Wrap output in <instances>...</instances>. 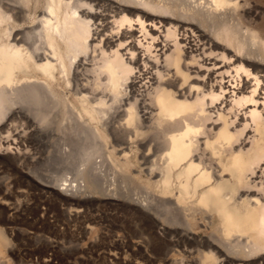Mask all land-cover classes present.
I'll use <instances>...</instances> for the list:
<instances>
[{
  "label": "bare ground",
  "instance_id": "obj_1",
  "mask_svg": "<svg viewBox=\"0 0 264 264\" xmlns=\"http://www.w3.org/2000/svg\"><path fill=\"white\" fill-rule=\"evenodd\" d=\"M261 90L264 0H0V264L29 230L4 169L49 161L64 217L143 211L148 258L264 264Z\"/></svg>",
  "mask_w": 264,
  "mask_h": 264
},
{
  "label": "rangeland",
  "instance_id": "obj_2",
  "mask_svg": "<svg viewBox=\"0 0 264 264\" xmlns=\"http://www.w3.org/2000/svg\"><path fill=\"white\" fill-rule=\"evenodd\" d=\"M138 35H140V33ZM143 77L144 76L142 75L141 78ZM226 80H228V78H226ZM227 84L231 83L228 82ZM257 97L260 98V104H263L264 90H261V93L259 91L257 93ZM51 162V165L49 161L44 162L39 166L38 171L43 172L45 175H48L45 176L47 177L46 179L43 178L44 174L41 173L39 174L43 175V177L41 175H39V177L30 176L31 174L25 175V173L29 171L28 168L24 169L25 172L21 171L20 173H14L10 168L4 169L2 177L5 180H3V183H5V188L7 187L6 189H4L5 191H7L9 188L8 191L11 190L10 192H15L16 188L18 187L13 185L15 183V185H18L19 183L20 186H23L24 188L29 187V190H27L28 193L26 191V194L23 195V197H20L22 203L23 201L26 202L23 203V206L20 209L22 214L23 212H25V214L22 215V218H24L26 221H24V219H21L22 222L20 221V226H23L24 228L27 227L30 231L24 229L25 231H27L25 234L26 239L20 241V243L22 242L21 244H25L21 245L20 250H18L16 254H10V257L13 259L14 264H135V262L138 261L143 262L144 264H152L153 261V264H165L163 260L164 257L161 254H159L158 256V254H156L157 252H154V249H152L153 251L150 250L148 252L149 258L146 254H144V252L142 254L141 250L138 249V243L143 240L145 235H147V230L149 231L151 229L152 225L150 224H152V222L143 211L135 206L132 207L131 204H128L129 206L125 204V206L123 204L108 203L109 201H105L106 203L103 204L101 201L97 203L98 205L90 204L92 207H90V205H81L80 208L82 209V211L79 214V216L81 217H79L78 215L73 216L74 219H72L73 217H64V211L71 208V206L75 205V203H69L68 197L70 196L68 194H58V191L56 192V190L60 186V182L58 183L57 180L60 177V174L65 173L64 171L70 170H65V168L64 170H62L63 168L60 166L65 165V163H59L58 161L57 162L59 164L54 163L56 161ZM65 166L67 168V165ZM41 167H43L45 170H43V168ZM58 171L60 172V174L58 173ZM22 172L24 174H22ZM66 173L65 175L67 176L71 172H68L67 174ZM20 174L23 176H20ZM56 174H59V176ZM70 175L71 174H69L68 176ZM40 176L44 180L39 179ZM54 177L57 178L55 179ZM36 181L42 184V186L41 184L39 185L40 189L38 187L39 183H37ZM56 184L57 187L55 186ZM22 198H25V200H23ZM39 204L40 206H38ZM26 206L27 208L31 207V209H35H27ZM76 206L77 204L75 205V207ZM23 207H25L26 209ZM64 208L67 209L64 210ZM17 223L19 224L18 221ZM152 229L150 231H156L154 232L156 235H160V237H163V233L160 229H158V227L153 225ZM30 232L31 235H29ZM27 235H29L28 237H30V239L27 238ZM31 236L33 237V239ZM36 237L38 239H36ZM49 241L50 243H55L53 244V247L52 245H49ZM49 246L51 247L49 248ZM25 249H27L26 253L24 252ZM29 249L31 251H29ZM21 250L23 255L21 253ZM112 253H115L117 257L115 255H111ZM142 255L144 256V258ZM48 256L51 259H49ZM20 257L22 258L20 259ZM155 257L157 260H155ZM18 258L20 262L18 261ZM16 259L17 261H14ZM30 259H32V261ZM47 259L49 262L47 261ZM148 260H151V262Z\"/></svg>",
  "mask_w": 264,
  "mask_h": 264
}]
</instances>
